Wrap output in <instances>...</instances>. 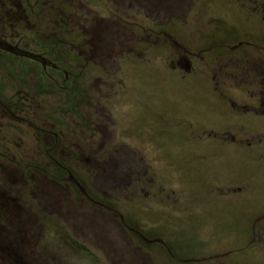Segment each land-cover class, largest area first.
Segmentation results:
<instances>
[{
    "label": "rangeland",
    "instance_id": "374dc122",
    "mask_svg": "<svg viewBox=\"0 0 264 264\" xmlns=\"http://www.w3.org/2000/svg\"><path fill=\"white\" fill-rule=\"evenodd\" d=\"M19 2L22 19L0 33L39 57L0 55L5 238L27 229L52 264H264V158L246 147L264 132L250 111L264 91L255 0L195 6L177 29L156 27L176 40L133 28L158 12L146 1ZM168 43L218 60L173 68Z\"/></svg>",
    "mask_w": 264,
    "mask_h": 264
},
{
    "label": "flooded vegetation",
    "instance_id": "af4514ba",
    "mask_svg": "<svg viewBox=\"0 0 264 264\" xmlns=\"http://www.w3.org/2000/svg\"><path fill=\"white\" fill-rule=\"evenodd\" d=\"M144 1H146V3H148L150 5V7L154 8V9L157 8L156 10L158 12H157V14L149 13V14L144 15V16L142 14L141 16L138 17L139 19H141V17L143 16V19H141L142 25L139 24L136 20V22L133 23V25H132L133 28H135L136 30L139 28L147 30V31L149 30L150 31V32H148L149 38H151L152 34L155 33V34H160V35L166 36V38L168 40L169 39L176 40L174 38L175 36L173 33H171L170 31H167L168 29L166 31H162L161 28H166L165 24H169V26H171V29H174V28L177 29L180 25L187 23V19L189 18V17H187V11L189 8H192L195 6L200 7L201 5L202 6H208V5L210 6V5H224V4L225 5L227 4V6L225 7V8H227L231 3L233 4L234 2H235V4H239L240 6L244 7V6H247L252 0H151V3L147 2V0H138V3L143 4ZM158 5H160V6L157 7ZM255 8H256L255 9L256 11L259 8L261 9L260 11H264V0H255ZM147 10H146V12H147ZM184 11H185V13H184ZM150 12H153V11L150 10ZM178 13H180L181 16H175V14H178ZM183 13H184V15H182ZM256 14H258V13H256ZM256 14H254V15L249 14L251 16L249 18H248V16H246V20L250 21L251 17L257 19V17L255 16ZM196 17L199 18L198 16H196ZM149 20H151L152 24H156V25L154 27L151 24H148L149 26L144 25L145 23H149L150 22ZM263 20H264V16L262 17L261 21H263ZM216 24H217V22L213 18V19H210L206 25L214 26ZM157 26L161 27L159 29V31L156 30ZM137 33H138L137 31L136 32L132 31V34L134 37L137 36L136 35ZM242 43L244 44L245 42L240 41L238 43V47L240 45H242ZM208 50H209L208 48H205L204 50L198 51L197 53L192 52L189 54L187 52V48H183L182 46L178 47L177 45H173V44L168 43V44H166L165 50L163 52H164L165 56H174V60L170 61V64L173 66V68L180 66L181 68L186 70L188 73H190L192 70V65H193V60H194L192 57L198 58L200 66L205 68V69L209 70L210 67H213L212 62H213V60L215 62V59H217V57H215V55H213V54L206 53ZM229 50H231V49L229 48ZM243 50H245V49H242V51ZM121 51H122V49H121ZM183 51H184V54H183ZM231 51H233V50H231ZM122 52H124V50ZM245 53L246 52L243 51V54H245ZM208 55H211L210 57L213 56L214 58L212 57L211 59H209L210 57H208ZM245 55H247V54H245ZM175 58H177L176 61H175ZM206 61H207V63H206ZM175 62H176V64H175ZM183 62H184V64H183ZM250 63L251 62L248 61L247 66H249ZM225 65L228 66V64H225ZM199 70L203 71L200 67H199ZM243 70L245 72L247 71L246 68H244ZM262 84H263L262 88L264 89V82H262ZM88 88H89V86H88ZM251 98L252 99L258 98L255 100L257 102L258 106H252V108H250V111L254 112V113H258V114L261 113L264 116V91L263 90L260 91V96H258V97H255L254 94H252ZM233 107H235V106H233ZM259 110H260V112H258ZM84 122H87V123L89 122V124L91 125V122H93V121L91 118H90V121H88V119L85 117ZM90 132H91V130H90ZM226 133H228V132H222V134H224V136H227ZM96 134L97 133L95 132L94 136H96ZM55 135L57 136L56 133H55ZM256 136H259L260 143L259 144H257V143L253 144L252 142L249 141L247 143L246 147H248L250 150H252V148L255 146L259 147V149H257V151L260 152V157L264 158V132H257ZM234 139H235V137L233 138V140ZM239 144H240L239 146H241V147H242V145H244L242 143H239ZM90 145H91V143H90ZM65 150L66 149H64L63 151H65ZM93 150H95V149L93 148ZM54 161L56 162L55 163L57 165V166L55 165L56 167L65 168L68 166V165L67 166L62 165L59 162V160H57L56 158H54ZM64 170H66L68 173H70V171H68L67 169H64ZM69 179L70 180L74 179L72 177V174L69 177ZM83 193L88 196V193H86V191H83ZM98 204L101 205V203H98ZM12 205L13 204H11L9 201H4V203L2 204V206L5 207L4 211L0 207V264H52V262H54V257L52 256L51 260L45 258L43 248H42L43 243H42L41 239L37 238L35 241H32L33 235L32 234L29 235L27 229H21L20 230L18 243L15 241V239L14 240L10 239V237L5 238L7 236L6 235V229L10 230V228H11V225L8 222L7 214H12ZM0 206H1V204H0ZM259 221H261V218L259 219ZM1 228H3L4 230ZM131 229H132V231H134L133 228H131ZM30 231L31 230H29V232ZM261 231L264 232V229H261ZM258 238L260 240H262L263 234L260 233ZM6 239H8V242H5ZM9 242H11V243H9ZM149 243H151V241H149ZM143 264H146V262H144Z\"/></svg>",
    "mask_w": 264,
    "mask_h": 264
},
{
    "label": "trees",
    "instance_id": "16d2710c",
    "mask_svg": "<svg viewBox=\"0 0 264 264\" xmlns=\"http://www.w3.org/2000/svg\"><path fill=\"white\" fill-rule=\"evenodd\" d=\"M13 8H15L16 11H14V13L11 12L9 14L10 10ZM19 13L23 15V8L19 0H0V30H1V27L8 28L9 22H12L13 20H16L17 22L18 18L22 19V17H19L20 16ZM7 42L8 41L6 40L5 34L0 33V55L3 53V50L8 53L12 52V54L19 56V57H15L11 55L15 57V59L18 61L24 60L25 58H29V57L34 59V57L38 56L34 54L33 52L32 53L29 52L26 48L23 49L17 46H9ZM7 55H10V54H7ZM0 104L2 105L1 101H0ZM9 162H12V160H10Z\"/></svg>",
    "mask_w": 264,
    "mask_h": 264
}]
</instances>
